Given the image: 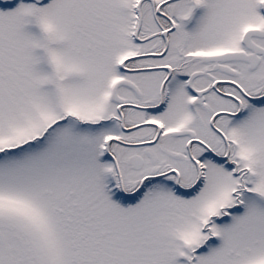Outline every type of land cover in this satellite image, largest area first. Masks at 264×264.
<instances>
[{
	"label": "rangeland",
	"instance_id": "obj_1",
	"mask_svg": "<svg viewBox=\"0 0 264 264\" xmlns=\"http://www.w3.org/2000/svg\"><path fill=\"white\" fill-rule=\"evenodd\" d=\"M214 1L221 5L208 10L209 40L227 44L251 11ZM137 2L0 6V264H264V109L246 120L243 144L262 150V160L252 159L260 194L220 225L208 222L224 206L222 181L213 177L182 204L159 184L122 208L99 177L106 131L56 122L94 110L101 87L94 81L103 83L110 67L82 58L96 56L88 45L100 34L110 38L130 24ZM74 73L80 79L69 78Z\"/></svg>",
	"mask_w": 264,
	"mask_h": 264
},
{
	"label": "flooded vegetation",
	"instance_id": "obj_2",
	"mask_svg": "<svg viewBox=\"0 0 264 264\" xmlns=\"http://www.w3.org/2000/svg\"><path fill=\"white\" fill-rule=\"evenodd\" d=\"M215 4L221 5L138 0L115 43V36L100 34L88 45L96 56L82 58L94 69L108 64L110 73L103 83L100 76L94 81L101 87L93 111L85 117L67 113L56 122L106 131L99 153L106 168L99 177L122 208L159 184L182 204L204 193L215 177L228 189L208 225H220L246 198L260 194L252 162L262 160V150L246 152L243 144L246 120L264 109V0L227 4L251 11L227 44L209 40L214 22L208 10ZM232 26L235 19L228 21V33Z\"/></svg>",
	"mask_w": 264,
	"mask_h": 264
},
{
	"label": "water",
	"instance_id": "obj_3",
	"mask_svg": "<svg viewBox=\"0 0 264 264\" xmlns=\"http://www.w3.org/2000/svg\"><path fill=\"white\" fill-rule=\"evenodd\" d=\"M25 1L33 2V3H36L38 5H41V4L45 3L48 0H25ZM15 2H16V0H0V4L4 5V6H11Z\"/></svg>",
	"mask_w": 264,
	"mask_h": 264
}]
</instances>
